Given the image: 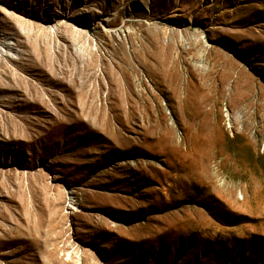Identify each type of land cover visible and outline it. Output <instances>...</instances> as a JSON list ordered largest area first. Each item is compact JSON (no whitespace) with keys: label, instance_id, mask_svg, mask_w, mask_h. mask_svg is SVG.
<instances>
[{"label":"rangeland","instance_id":"1","mask_svg":"<svg viewBox=\"0 0 264 264\" xmlns=\"http://www.w3.org/2000/svg\"><path fill=\"white\" fill-rule=\"evenodd\" d=\"M0 34V264H264V0H0Z\"/></svg>","mask_w":264,"mask_h":264},{"label":"bare ground","instance_id":"2","mask_svg":"<svg viewBox=\"0 0 264 264\" xmlns=\"http://www.w3.org/2000/svg\"><path fill=\"white\" fill-rule=\"evenodd\" d=\"M12 50H11V48H10V46L7 44V42H6V40L3 38V37H1V34H0V59L1 58H4V57H9V56H12ZM231 118V117H230ZM218 126V125H217ZM217 128V127H216ZM212 157V156H211ZM215 157H216V160L218 159V157H217V153H216V155H214L212 158H211V160L213 159V160H215ZM226 158L227 157H225L224 159H222L221 160V162L219 163V166L220 165H222L224 162H225V160H226ZM210 160V161H211Z\"/></svg>","mask_w":264,"mask_h":264}]
</instances>
